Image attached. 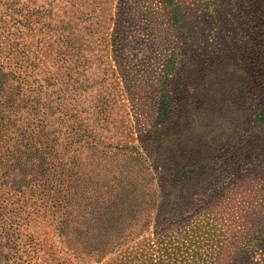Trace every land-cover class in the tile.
<instances>
[{
    "label": "trees",
    "instance_id": "1",
    "mask_svg": "<svg viewBox=\"0 0 264 264\" xmlns=\"http://www.w3.org/2000/svg\"><path fill=\"white\" fill-rule=\"evenodd\" d=\"M160 1L174 47L161 64L154 129L138 146L98 148L70 126L68 146L89 154L84 163L73 154L61 163L52 154L60 130L47 120L55 111L46 95L55 93L57 102L63 91L0 65V189L30 201L33 213H48L55 235L54 244H42L14 229V260L1 241L11 227L1 225L0 264H264V186H251V198L221 188L236 167L264 173V0ZM43 10V26L67 47L56 13ZM209 32L218 39L215 54ZM118 34L112 39L121 59ZM60 60L67 78L66 56ZM58 167L65 179L57 186H64L45 209L39 197Z\"/></svg>",
    "mask_w": 264,
    "mask_h": 264
},
{
    "label": "rangeland",
    "instance_id": "2",
    "mask_svg": "<svg viewBox=\"0 0 264 264\" xmlns=\"http://www.w3.org/2000/svg\"><path fill=\"white\" fill-rule=\"evenodd\" d=\"M48 8L54 10L60 21L58 31L64 29L67 35V47H60L58 34L42 24L45 18L41 16L47 17L43 9ZM41 10L43 14L37 13ZM166 12L160 0H0V65L19 68L20 73L29 76L28 80L46 78L54 84L51 91H63L57 102L55 93L46 95L54 100L51 107L55 111L47 120L60 130L52 154L62 158L61 163L72 154L84 163L89 154L81 144L68 146L63 132L70 126L84 129L89 141L98 148L111 149L138 146L141 136L154 129L152 117L159 83L163 80L160 73L165 77L161 64L174 47L171 44L174 33ZM117 30L121 59L115 56L116 45L113 46L112 39ZM216 43V35L209 32L208 44L213 54L217 53ZM56 48H61L60 52H55ZM65 56L67 78L59 70L60 58ZM173 85L170 91L175 102L178 96ZM60 102L63 106L58 105ZM242 106L245 110V102ZM19 115L17 117H25L24 113ZM246 129L244 126L240 134ZM258 135H254V139ZM257 142L263 146L262 137L259 136ZM5 146L0 143L1 150ZM58 171L59 167L52 173L54 178L48 187L51 189H45L39 197L41 202L48 204L45 209H50L53 192L64 186H57L59 180L65 179ZM233 173L221 183L227 194L241 190L251 198L254 197L251 186L257 190L264 186V173L261 177L260 173L249 175L248 171L237 167ZM34 199L35 196L31 198ZM29 202L18 193L0 189V219L3 222L0 226L11 227L3 230L2 236L6 238L1 240L9 244V259H16L10 248L14 229L17 233L31 234L42 244H54L52 218L48 213H33L28 208ZM203 207L202 204L200 209ZM255 257L259 259L260 256Z\"/></svg>",
    "mask_w": 264,
    "mask_h": 264
}]
</instances>
